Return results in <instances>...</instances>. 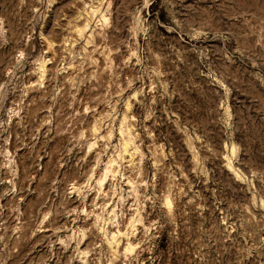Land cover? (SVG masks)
<instances>
[{
	"label": "rangeland",
	"instance_id": "374dc122",
	"mask_svg": "<svg viewBox=\"0 0 264 264\" xmlns=\"http://www.w3.org/2000/svg\"><path fill=\"white\" fill-rule=\"evenodd\" d=\"M0 264H264V0H0Z\"/></svg>",
	"mask_w": 264,
	"mask_h": 264
}]
</instances>
